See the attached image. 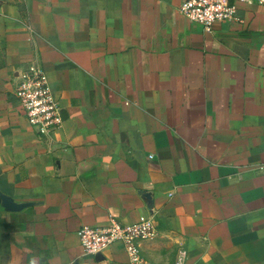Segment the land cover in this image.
Here are the masks:
<instances>
[{
    "label": "crops",
    "instance_id": "1",
    "mask_svg": "<svg viewBox=\"0 0 264 264\" xmlns=\"http://www.w3.org/2000/svg\"><path fill=\"white\" fill-rule=\"evenodd\" d=\"M179 3L0 0V195L24 204L0 205V264H125L75 233L142 215L147 264H264V7L204 31ZM30 63L59 107L43 140L14 97Z\"/></svg>",
    "mask_w": 264,
    "mask_h": 264
},
{
    "label": "built area",
    "instance_id": "2",
    "mask_svg": "<svg viewBox=\"0 0 264 264\" xmlns=\"http://www.w3.org/2000/svg\"><path fill=\"white\" fill-rule=\"evenodd\" d=\"M264 7V0H180L178 14L187 22L209 31L214 24L230 21L239 6ZM14 97L28 125L39 140L48 138L60 124L59 107L51 95L40 68L30 63L20 75ZM263 170V166H258ZM79 247L94 257L114 244L121 246L125 264H147L139 254V245L155 236L150 215L139 216L130 224L108 217L105 224L82 226L76 231Z\"/></svg>",
    "mask_w": 264,
    "mask_h": 264
},
{
    "label": "water",
    "instance_id": "3",
    "mask_svg": "<svg viewBox=\"0 0 264 264\" xmlns=\"http://www.w3.org/2000/svg\"><path fill=\"white\" fill-rule=\"evenodd\" d=\"M140 195L146 201V204H147L146 208L149 210L151 208L149 195L144 193V192H140ZM0 205L3 209H5L7 211H17L20 208L24 207V204L14 205L9 198L1 196V195H0ZM95 259L99 260L100 255H96Z\"/></svg>",
    "mask_w": 264,
    "mask_h": 264
}]
</instances>
